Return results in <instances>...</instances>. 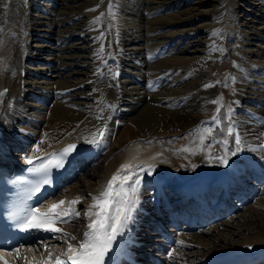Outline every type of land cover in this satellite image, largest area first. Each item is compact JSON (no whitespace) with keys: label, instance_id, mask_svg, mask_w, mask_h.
Instances as JSON below:
<instances>
[{"label":"bare ground","instance_id":"1","mask_svg":"<svg viewBox=\"0 0 264 264\" xmlns=\"http://www.w3.org/2000/svg\"><path fill=\"white\" fill-rule=\"evenodd\" d=\"M78 1L0 0V92L4 93L0 95V157L10 158V151L20 148L26 161L28 157L60 146L68 140L84 141L83 153L69 163L60 178L58 186L63 184L67 191L61 197L50 196V204L61 199L70 202L80 198L77 204L65 203L61 209H82L81 222L84 225L81 232L74 234L68 229L67 223L56 224V227L75 236L76 240L81 239L91 219L84 215L92 203L91 196L98 193L121 165H154L150 173H140L138 168L132 169L142 181L140 202L128 226L134 237L131 240L119 236L124 248H132L133 240L138 239L144 231L141 230L143 223L139 220H144L146 213L143 211L148 210L147 187L152 186L154 197H158V192L164 186L180 192L187 191L193 183L200 181L209 190L216 185L222 174L230 173L233 176L242 168L255 166L247 164V161L256 154L250 155L247 152L237 153L232 160L228 158L226 166L220 162L216 165L204 161L203 154L183 155L178 152L174 153L168 164L161 160V147L156 140L171 126L182 131L194 124L200 112L205 111L214 101L219 80L210 78L208 68L218 57L215 56L216 39L223 49L237 59L233 64L237 72L234 105L236 113L246 114L235 113L234 120L248 136L256 138L264 135V0H217L225 11L218 20L224 18L229 29L225 33L227 38L213 35L212 47L215 48L211 53L207 52V41L205 45L201 44L204 36H201L198 29L210 27L216 21L213 11L205 8L207 2L211 3L212 0H116L114 3L118 18L114 21L119 19L124 38L118 41L120 47H116L121 53L114 52V56L73 54L86 48L88 37L81 30H86L88 19L93 17H90L93 13L90 11L91 4L88 9H84L87 3ZM183 2L189 4L188 9L181 10L180 4ZM85 11L89 16H83L79 23L78 18ZM202 17L209 19L210 23L198 26L196 23ZM77 24L81 27L79 31L75 29ZM161 28L167 32L162 33ZM72 29L76 31L71 32ZM169 36H174L176 42L170 44L166 39ZM143 37L145 40H142ZM60 39L66 40V46L63 45L65 52H61L62 46L59 48ZM167 44L171 47H166L164 56H158L156 60H153L154 56L143 55L151 48ZM190 64H199L202 69L192 78L196 83L190 84L188 92L191 98L186 101L180 95L185 92L183 80L187 76L183 79L179 71L181 67ZM95 82L99 83L96 85ZM195 92H203V95L194 97ZM103 125H106V129L102 142L88 143L92 133ZM36 146H39V151H36ZM101 154L106 157L103 168L96 173L94 183L83 184L84 193L78 186L67 185L81 174L82 159L89 161ZM16 164L13 160L11 165ZM259 170L256 168L253 171L251 179L261 182L264 176L257 172ZM122 174L126 175L127 172ZM251 190L256 192L257 188L252 187ZM233 212L234 208H229L223 211L220 218L218 214L215 219L212 218L214 221L220 220ZM203 220L204 216L190 218L188 221H193V225L184 230L202 228L200 223ZM262 228L264 230V226ZM208 229H201L197 235L178 232L176 247L161 253L165 254V260L172 258L167 264H185L188 260L185 251L193 248L207 249L209 241L200 236ZM66 238L69 242L76 241ZM213 238L223 241L227 236L216 235ZM157 241L161 242L162 247L167 246L164 239L158 238ZM179 241H183V244ZM236 244L247 245L262 254L264 234ZM131 251L126 249L124 252L131 256ZM149 264H152L151 261Z\"/></svg>","mask_w":264,"mask_h":264},{"label":"rangeland","instance_id":"2","mask_svg":"<svg viewBox=\"0 0 264 264\" xmlns=\"http://www.w3.org/2000/svg\"><path fill=\"white\" fill-rule=\"evenodd\" d=\"M88 1H89V3H88ZM218 1L212 0L211 3L209 1V2H207L208 5L205 7L206 9L209 8L210 10L213 11L212 15H214L216 17V19H215L216 23L213 22V24H211L210 27L208 26L207 28H204V29H200V28L198 29V32L201 34V36L202 37L204 36L203 40L201 41V44L205 45L208 42L206 44L208 53H211V50L214 51V48H215V47H212V40H214L213 35L216 34V37H222L223 36L222 38H227V35H225V33H227V30L229 29L227 24L225 25L226 21L223 20L224 18L222 19V21L218 20L219 17L222 16V14H223L222 12H225L220 7L221 5H220V2H218ZM78 2L79 3H83V2L87 3L84 5L85 6L84 9H88L89 5L91 4L90 6L92 8H90V11H93L94 14L92 13L90 15V17H92V16L93 17H92V19H88V23L86 24V26H87L86 30L85 29L81 30L82 32L87 34V37H88V40H87L88 43L86 42L87 43L86 48L82 49L80 52L75 51V53H73V54L78 53L77 55L84 54L85 56H90V53H91L92 56H114L113 55L114 52L121 53V51L119 49H116V47H120V44H118V41L121 40V38H124L122 36L123 35V33L121 31L122 25L119 24V19L114 21V19L118 18L116 15L117 13L115 11L116 5L114 3V2H116V0L115 1L112 0L111 2H110V0H108V1L106 0V2H105V0H95V2H94V0H86V1L85 0H79ZM90 2H92V3H90ZM185 2H183L181 4L179 3L181 10H185V9L189 8V4H185ZM227 5H229V4H227ZM94 6H96V7H94ZM109 7H111V8H109ZM113 7H114L115 12H113ZM216 8H217V10H216ZM97 9L99 11H97ZM20 10H21V8H20ZM111 10H112V12H109ZM107 13H109V14H107ZM110 13L112 14V18L110 17L111 16ZM82 14L83 15L78 18L79 23L81 22L80 20L83 19V16L84 17H85V15L89 16V15H87L88 13L86 11L82 12ZM206 17H202L201 21H198L196 24H198V26L203 25L205 23L209 24L210 23L209 19L206 20ZM97 18H99V19L97 20ZM225 18H226V14H225ZM110 19L111 20L113 19L112 21H114V23ZM218 21H219V23H218ZM227 21H228V18H227ZM111 22L113 25L111 24ZM117 23L119 26L117 25ZM82 27L85 28V26H82ZM80 28L81 27L79 24H77L75 26V29L78 31L80 30ZM114 28L116 29L117 32L114 31L115 30ZM157 29H159V28H157ZM161 29L162 30H160V31L162 33L167 32V30L165 28H161ZM76 30L72 29L71 32L72 31L74 32ZM169 30H173V29H169ZM209 31H210V34H209ZM161 32H158V33H161ZM210 35H211V37L209 38ZM169 37H167L166 39L169 40L170 44H171V42L172 43L176 42V40H173L174 36H169ZM197 38H198V35H197ZM142 40H145V37H143ZM60 41L58 42L59 44L58 43L57 44L59 45V48L62 46L61 52H63L65 50L64 47L66 46V42H65L66 40L60 39ZM114 41H116L117 44ZM214 41L216 42L215 43L216 44L215 50L217 52V55H215V56H218L219 58L216 57L217 58L216 59L214 57L215 60L213 62V65L208 68L209 69L208 75L213 80H219V84L216 86L217 91H216V97L214 98L215 103L212 102L211 105H208L205 108V111L200 112L201 115L197 119L198 121H195L194 124L190 125L186 129H184L182 131H178L176 126H171L166 130V132L161 134L159 136V138L156 140V143H158L161 147L160 158L162 161L169 164L171 162L170 160L172 159V156L174 155V153L177 154V152L179 154H183V155H186V154H192V155L203 154L204 155L203 156L204 161H207L208 163H212V164L214 163L217 165L219 162L216 159L217 156H223L225 154L226 150L229 151V153L231 151L236 150L237 144L235 142V135L238 134L241 137V145H240L241 151H240V153L245 154V152H247V153H250V155L256 154L252 157L253 160L251 158H249V161H247V164H255V166L260 168L262 170V173L264 174V160H263L264 147H262V145H264V135H261V136L256 137V138L248 136L246 133H243L244 131H242L240 129V127H238V125L236 124V121L234 120V115L236 113V111H235L236 106L234 105V100L236 99L237 72L233 68V64L235 61H237V59L235 58V56L230 55L227 50L223 49L220 46V42H217L218 41L217 39ZM63 45H65V46H63ZM228 46H230V43L228 44ZM166 47L169 49L171 46L167 44V45L161 47V45H160L156 49L155 48L149 49L147 51L148 53H145L143 55L144 56H152V57L154 56L155 58L153 57V60H156V59H158L157 58L158 56H164L163 53H164ZM101 48H102V51H101ZM118 51H120V52H118ZM160 52H162V54ZM141 55L142 54H140V55L138 54V56H141ZM196 65L190 64L189 66H185L184 68L181 67L180 68L181 70L179 71V72H181L180 75L183 74V76H184L183 79H185V77L187 76V78L185 80H183V85L185 87L186 97H185V92H183V94L180 95V97L182 99H185L186 101H190V98H191V95L189 93L190 90H188V88L190 89L189 86H191L193 83L194 84L196 83V82H194V80L192 78H194V76L196 74H198V72L202 69V67L198 66L199 64H196ZM75 66L77 67L78 65L76 64ZM183 70H185V71H183ZM175 71L177 72L178 70H175ZM175 71H171V72L175 73ZM193 71L195 72V74H193ZM190 74L191 75L193 74V75L191 76ZM197 77L198 76H196L195 78H197ZM191 80H193V81H191ZM99 82H101V81H99ZM188 82H191V83H188ZM98 83L95 82L96 85ZM186 83H187V85L188 84L189 85L187 86ZM202 93L203 92H201V93L195 92L194 97L201 96V95H203ZM40 99H42V98H40ZM243 113L244 112L239 113L237 111L236 114H242L243 115ZM245 114L246 113H244V115ZM230 126L233 128V133L231 135L228 133V128ZM206 130H210V131H206ZM201 137H203V139H201ZM224 141H227V143L225 144ZM11 153H12V156H14L15 158H19L23 155V151L18 149V148H14V150H12ZM98 156L94 157L92 160H90L88 162H84L83 166H82L83 170H82L81 174L77 175L76 178L74 180L70 181L67 185L71 186V187L72 186H78L79 189L84 193L83 184L89 185V184L94 183V180H95L94 177H95L96 173L100 172L103 168V165H104L103 162H105L106 157L102 154L98 155ZM233 157L234 156H231L230 154L228 156L229 159H231V158L233 159ZM22 160L23 159L20 158V161H22ZM217 167H219V166H217ZM245 181L249 182V183H256V184L259 183V182H254L251 179L249 180V178H246ZM258 186L260 187L258 189L259 192L255 193L254 195L250 194L247 197L248 202L243 206L241 205L242 207L238 211H236L234 214H230L228 216L223 217L221 220L218 221V223L212 222L207 227H203V229L209 228L208 229L209 231H206V233L204 235L200 236L202 239L209 241L210 244L207 247L209 250L215 249V248L220 247V246L228 245V244H233L235 242L236 243L242 242L245 239H250L252 237H258V236H261L262 234H264V230L262 228L264 226V181H262L260 184H258ZM66 191H67V187L62 184L58 188L57 192L55 193V197L63 196ZM151 191H152L151 187L145 189V192L147 195H150ZM247 194H249V193H247ZM150 201H151V199L149 200L148 204H150ZM259 205H262V206H259ZM77 211L80 212L81 215L79 217L74 216V218H72V220H71L72 222L70 221L67 224V227L69 228V230L73 231L74 234H79L81 231V228L83 226V223L81 222V219L83 216L82 209L77 207ZM251 215L253 218L251 217ZM242 216H243V218H241ZM254 227H256V228H254ZM196 234H197V232H194V235H196ZM216 235H219L220 237L226 235L227 238H226V240H223V241L222 240L216 241V239L213 238ZM64 247H65V244L56 238V239H53V240H50L47 242L46 246L44 247V249H45L44 252H46V254H48V255H49V253H51V255H53L57 251L61 252L64 249ZM208 249H207V251H208ZM196 251H197V253L200 252L197 250V248H195V249H192L191 252H189V254L194 255V254H196ZM202 251H204V250H202Z\"/></svg>","mask_w":264,"mask_h":264},{"label":"snow or ice","instance_id":"3","mask_svg":"<svg viewBox=\"0 0 264 264\" xmlns=\"http://www.w3.org/2000/svg\"><path fill=\"white\" fill-rule=\"evenodd\" d=\"M99 18H97L98 20ZM102 51V48H101ZM211 85H205L209 87ZM7 89L4 90L6 92ZM0 92V95H3ZM215 103V101H213ZM99 118V117H98ZM210 131V130H206ZM228 133H233V128H228ZM105 134V129L100 128L96 132L92 133V139L87 141L88 143L97 144L102 142ZM203 139V137H201ZM235 142L237 148L235 151L226 150L223 156H217L216 159L223 165L228 164V156H236L241 151V137L235 135ZM226 144L227 141H224ZM264 147V145H262ZM77 146L75 144H69L58 153H45L42 162H39L29 169L31 172L41 173L45 177L48 176L53 168L64 167L65 160L69 157L70 153L75 151ZM39 146H36V151H39ZM39 157H28L26 162L29 165L33 164V160H39ZM154 165L140 164L121 165V168L107 181V183L98 190L96 195H92V203L88 206L84 215L90 217L86 230L83 232L81 239L76 245L69 243L62 259L60 256L56 257L55 264H105V257L109 253V250L113 246V241L120 236L127 228L129 222L133 220V212L137 209L140 202L139 191L141 185V178L137 175L133 168H138L140 173L145 171L151 172ZM195 167V165H193ZM127 172L126 175L122 174ZM49 179H43L42 183L48 184ZM39 191V187L35 189ZM91 195V194H90ZM80 198H76L70 202L63 199L51 203L45 210L40 208L28 207L23 209V215L19 218L18 227L22 231L28 230H43L53 233H62L66 237H70L72 240H76V237L71 233L64 232L61 228L56 227L57 223H68L71 217L81 215L78 211H72L70 209H61V206L65 203L70 205L77 204ZM58 209H60L58 211ZM15 215V214H13ZM178 243L183 244V241ZM17 256L19 250H15ZM171 256L172 253L170 252ZM51 253H49V259ZM0 262L2 264H8V261L0 256Z\"/></svg>","mask_w":264,"mask_h":264}]
</instances>
